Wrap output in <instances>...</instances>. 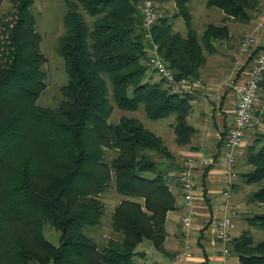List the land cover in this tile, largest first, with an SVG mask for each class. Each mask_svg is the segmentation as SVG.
Returning <instances> with one entry per match:
<instances>
[{
	"label": "trees",
	"instance_id": "16d2710c",
	"mask_svg": "<svg viewBox=\"0 0 264 264\" xmlns=\"http://www.w3.org/2000/svg\"><path fill=\"white\" fill-rule=\"evenodd\" d=\"M7 1L0 13V264H140L133 257L144 254L136 249L143 241L169 254L166 215L176 208L170 184L184 163L138 118L124 114L111 121L114 106L129 112L142 105L151 119L174 116L178 146L195 134L190 94L171 93L148 77L149 39L139 0H64L65 32L56 51L68 80L55 107L38 104L45 73L34 0ZM154 1H172L174 17L184 20L183 35L169 16H160L151 36L167 65L189 78H200L215 42L228 38L227 20L247 23L264 2L206 0L224 14L221 24L207 22L199 32L191 0ZM259 86L264 91V73ZM258 134L259 142L244 154L250 169L239 175L257 184L250 200L261 208L246 221L264 229V130ZM110 192L119 198L111 231L100 243L85 227L101 223L103 196ZM47 222L59 232V245L44 237ZM232 253L239 264H264V239L242 231L232 240Z\"/></svg>",
	"mask_w": 264,
	"mask_h": 264
},
{
	"label": "crops",
	"instance_id": "0c3cea01",
	"mask_svg": "<svg viewBox=\"0 0 264 264\" xmlns=\"http://www.w3.org/2000/svg\"><path fill=\"white\" fill-rule=\"evenodd\" d=\"M223 14V11L219 9L217 18L211 22L221 24ZM261 16L263 17L261 19H264V3ZM171 22L173 23L172 20ZM253 22L254 20L252 19L247 23L233 21L232 19L227 20L229 36L226 40L219 42L220 46L225 47V50L219 51L216 48V52L209 55L210 59L207 58L205 65L201 69L200 78L208 87V91L200 92L201 90H196L192 93V110L189 114L196 119L192 125L197 128L198 133L196 134L198 135H196V141L193 140V143L191 141L177 150L178 158L184 163L183 166L191 165L194 170L196 184L193 190V202L190 206L186 205L182 186H175L176 208L169 210L166 215L167 235L164 246L169 254H163L158 251V253L167 256L169 259L155 255L149 257V251L143 250L144 254H142V259L139 261L140 264H145L147 258L152 259L155 264L223 263V258L220 256L221 242L215 236V218L217 215L216 206L220 199L219 191L228 176L219 156L223 149L221 138L234 114L235 98L233 93L224 86V81L218 80L220 74H217V72L221 69L216 66L213 59L219 52L227 59L231 58V63H226L225 75H227V78L231 75L235 80L244 82L246 80L247 67L253 54L264 44V26L256 28L258 22ZM259 22L264 24V21ZM249 31L254 32V45L251 46L249 53L242 54L240 62L236 66L234 65V56L238 50L234 51L235 48L232 47L234 42L232 41L237 39L235 36H238L240 32L246 33ZM197 108L200 110L194 114ZM248 132L249 130L246 136ZM240 153H242L241 147L237 151L236 166L239 162ZM208 157L216 160V164L204 167L201 164V160ZM176 175H178V172H176ZM235 195V189H233V198H235ZM188 213L192 216V223L190 232L185 234L181 226V219ZM240 233L238 221H236L233 236L236 237ZM186 245L190 249L191 257H186L183 254ZM225 264H239L238 257L232 253L225 260Z\"/></svg>",
	"mask_w": 264,
	"mask_h": 264
},
{
	"label": "rangeland",
	"instance_id": "374dc122",
	"mask_svg": "<svg viewBox=\"0 0 264 264\" xmlns=\"http://www.w3.org/2000/svg\"><path fill=\"white\" fill-rule=\"evenodd\" d=\"M206 0H191L188 4L192 18L194 27L201 32L204 25L207 22L215 21L218 15V8L212 7L208 8L205 4ZM263 3L260 4V8L253 10L252 13V20H254L253 23H257L259 21H264V19L261 15L263 12ZM157 9L159 11V17L160 16H169V18L173 21L174 29L182 33L183 35L186 33V27L184 20L181 16L174 17V12L176 9L174 8V3L172 1H168L166 5L156 3ZM9 7V3L7 0H5L4 5L0 9V13L5 11ZM31 11L35 17L36 20V29L40 34V48L41 52L44 55V62L42 64V69L45 73V88L41 92L39 98H38V104L43 106H53L55 107L58 104V101L60 100V88L62 85H65L67 83V74L64 68V60L63 58L57 53L56 51V45L58 42V38L63 35L65 32L64 26H63V16L66 11V4L64 0H34L33 4L31 6ZM233 20V19H232ZM237 21V20H233ZM251 29V28H250ZM239 33V32H238ZM243 33V32H242ZM240 32L238 36H235L236 40L232 41L234 42L232 44V47H234V51L238 50V47L241 45L242 40L244 38L245 32ZM224 40V39H223ZM219 40L215 42V47L218 48L219 51L225 50L224 46H220L219 42L223 41ZM208 59H210V56H207ZM234 58V57H233ZM216 66H219L221 70L217 72V74H220L218 76V80L221 82H225L229 79L227 78V75H225V67L226 63H231V58L227 59L223 54L219 52L218 55H216L213 59ZM231 76V75H230ZM148 77L150 81L154 82L157 81L161 84L162 87L166 88L167 85L164 82V80L154 71H151L149 69L148 71ZM201 77V76H200ZM201 79V78H199ZM203 82V80L201 79ZM204 83V82H203ZM205 85V84H204ZM206 86V85H205ZM202 91H208V87L206 86V89L201 90ZM192 97V93H188ZM192 110V107H191ZM190 110V112H191ZM199 108H197L194 111L199 112ZM264 91L262 88H259L258 96L256 100L255 105V111H254V118L252 120V124L249 128V132L247 136L245 137V142L241 146L242 153L239 155V162L236 166V173L237 178L235 182V203L238 204V215L236 217V221H238V225L240 228V231L249 230L255 241H260L264 239V229L261 228H255L248 225L246 221V217L251 215L254 210H260V207L255 206V202H252L250 200V195L252 191H254L257 188V184H247L244 182V179L239 175L242 172H246L250 169V166L246 160H245V151L248 145L253 144L255 142H259L260 135L259 132H262L264 130ZM128 115L132 117L138 118L142 124L147 127L148 129L154 131L155 133L161 135L167 142V145L169 148L176 152L181 147L178 146L175 143V134L173 130V126L175 123L174 116L159 118V119H151L147 117L143 106L141 105L137 110L135 111H122L118 109L117 106H114L112 115H111V121L117 122L122 115ZM190 114V113H189ZM193 114V115H194ZM188 121L193 124L196 119L195 117H191L188 115ZM226 131V130H225ZM198 133L197 128H195V134L192 136V143L195 138H197L196 134ZM196 141V140H195ZM194 141V142H195ZM178 156V154H177ZM178 162H183L180 158L177 159ZM175 176V175H174ZM172 179V178H171ZM169 177L166 179L167 181L171 180ZM172 184H170L171 190H175V186L178 182H180L177 177L175 179H172ZM173 192H176L173 191ZM119 196L113 192H110L108 194H105L103 196L104 201L106 202V212L105 215L101 217V223L94 226H87L85 227V232L94 235L97 238V241L100 243L103 242V240L107 239L106 235L109 234L111 231V221H110V214L112 212V209L117 202ZM43 234L44 237L49 240L54 245H59V232L49 223H45L43 227ZM137 250H147L149 251L148 256L153 257L160 256L161 258L169 259L167 256L162 255L158 253V251L152 246L150 241H143L137 248ZM142 257L135 255L133 257V260L135 262L141 261ZM145 264H155L153 263L152 259L147 258L145 260Z\"/></svg>",
	"mask_w": 264,
	"mask_h": 264
},
{
	"label": "built area",
	"instance_id": "2783aa9c",
	"mask_svg": "<svg viewBox=\"0 0 264 264\" xmlns=\"http://www.w3.org/2000/svg\"><path fill=\"white\" fill-rule=\"evenodd\" d=\"M138 7L142 15V23L149 42L145 49L147 52V63L151 70L156 72L166 83L169 91L174 94L193 93L196 90H204L206 86L199 78H189L177 76L176 72L171 69L162 59L158 51V45L152 40L151 28L159 17V11L154 0H139ZM263 22H258L256 28L263 27ZM254 32H246L235 54L234 65H238L242 54L249 53L251 46L254 45ZM264 73V44L256 53L253 54L250 64L247 67L246 80L240 82L230 76L224 82V86L229 89L235 98V110L232 120L227 127L221 142L223 145L220 153L221 161L227 173V178L219 191L220 199L217 203L216 231L215 236L221 242L220 256L223 263L232 254L233 229L236 224L238 215L237 206L233 198V184L236 180V161L237 151L244 143L247 131L249 130L254 118L256 100L259 91V84ZM212 157L203 158L201 164L204 167L216 164ZM195 174L191 165L184 166L178 172V179L184 190V199L186 205L190 206L193 202V190L195 188ZM192 216L190 213L184 215L181 219V226L185 234L190 232ZM183 254L191 257L188 245L185 246Z\"/></svg>",
	"mask_w": 264,
	"mask_h": 264
}]
</instances>
